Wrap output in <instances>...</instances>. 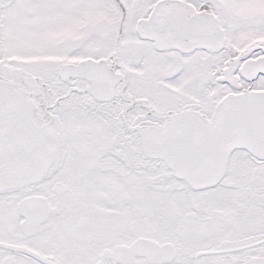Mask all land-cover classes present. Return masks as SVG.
Returning a JSON list of instances; mask_svg holds the SVG:
<instances>
[{
  "label": "snow or ice",
  "instance_id": "obj_1",
  "mask_svg": "<svg viewBox=\"0 0 264 264\" xmlns=\"http://www.w3.org/2000/svg\"><path fill=\"white\" fill-rule=\"evenodd\" d=\"M0 264H264V0H0Z\"/></svg>",
  "mask_w": 264,
  "mask_h": 264
}]
</instances>
